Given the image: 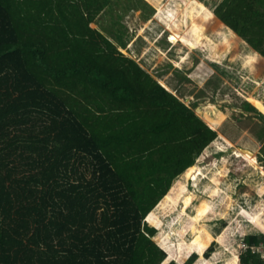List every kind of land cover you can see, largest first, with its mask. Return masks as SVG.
<instances>
[{
	"label": "trees",
	"instance_id": "trees-1",
	"mask_svg": "<svg viewBox=\"0 0 264 264\" xmlns=\"http://www.w3.org/2000/svg\"><path fill=\"white\" fill-rule=\"evenodd\" d=\"M140 1L0 0V264L263 261L250 245L264 243V204L243 208L262 231L244 235L246 249L210 257V242L226 238V229L216 235L203 222L220 173L194 161L218 133L119 49L125 29L114 6ZM200 4L218 40L253 47L247 61L256 73L264 61V0H221L214 12ZM102 12L110 22L92 26ZM174 34L171 42L183 37ZM246 97L264 113L260 98ZM249 101L245 107L255 109ZM182 176L209 180L190 214L196 193ZM181 200L180 236L157 234L160 213Z\"/></svg>",
	"mask_w": 264,
	"mask_h": 264
},
{
	"label": "rangeland",
	"instance_id": "rangeland-1",
	"mask_svg": "<svg viewBox=\"0 0 264 264\" xmlns=\"http://www.w3.org/2000/svg\"><path fill=\"white\" fill-rule=\"evenodd\" d=\"M199 1L213 10L221 0H142L137 7L127 9L125 2H120L114 9L121 15V27L125 29L126 45H119V49L137 59L218 133L197 155L194 163L205 173L211 168L219 169V191L217 195H208L212 211L203 222L216 235L226 229L223 244L216 240L210 242L214 241L210 257L218 250L217 259L220 260L227 247L237 248L238 254L244 250L245 234L262 232L251 226L243 208L264 204V115L260 114L263 113L261 108L246 97L254 95L264 102V61L257 63L256 73H252L247 60L253 47L239 38L236 43L218 40L214 24L206 22L201 14L203 9ZM109 20L110 15L102 12L92 25L102 29ZM175 31L184 37L176 43L170 41L177 39ZM245 101L256 108H246ZM226 108L232 112H227ZM235 148L247 159L236 156ZM241 148L253 150L256 163ZM181 179L186 184V191H195V197L205 196L207 178L194 181L182 176ZM197 197L187 208V214L194 211ZM182 204L183 200L173 209L160 213L161 224L155 225L157 234L165 236V230H172L174 238L180 236L177 229L182 223ZM191 235L189 230L186 231L184 239L189 241Z\"/></svg>",
	"mask_w": 264,
	"mask_h": 264
},
{
	"label": "built area",
	"instance_id": "built-area-1",
	"mask_svg": "<svg viewBox=\"0 0 264 264\" xmlns=\"http://www.w3.org/2000/svg\"><path fill=\"white\" fill-rule=\"evenodd\" d=\"M242 247L244 249H246L248 247V245L246 243H243ZM250 248L252 249V251L256 252L257 254H259V256L263 259V261L260 264H264V243L260 242L258 244H251ZM243 251V250H242ZM240 251L239 254L242 252Z\"/></svg>",
	"mask_w": 264,
	"mask_h": 264
},
{
	"label": "crops",
	"instance_id": "crops-1",
	"mask_svg": "<svg viewBox=\"0 0 264 264\" xmlns=\"http://www.w3.org/2000/svg\"><path fill=\"white\" fill-rule=\"evenodd\" d=\"M91 25H92V23H91ZM93 26V25H92ZM121 50V49H120ZM122 51V50H121ZM123 52V51H122ZM126 54V53H125ZM126 55H128V54H126ZM128 56H130V57H132L131 55H128ZM134 58V57H133ZM135 59V58H134ZM138 63H139V61L137 60V59H135ZM140 64V63H139ZM141 65V64H140ZM144 69H145V67L143 66V65H141ZM145 70H147V69H145ZM148 71V70H147ZM149 72V71H148ZM150 73V72H149Z\"/></svg>",
	"mask_w": 264,
	"mask_h": 264
},
{
	"label": "bare ground",
	"instance_id": "bare-ground-1",
	"mask_svg": "<svg viewBox=\"0 0 264 264\" xmlns=\"http://www.w3.org/2000/svg\"><path fill=\"white\" fill-rule=\"evenodd\" d=\"M242 149V151H244V152H247V151H251L250 149H243V148H241Z\"/></svg>",
	"mask_w": 264,
	"mask_h": 264
},
{
	"label": "water",
	"instance_id": "water-1",
	"mask_svg": "<svg viewBox=\"0 0 264 264\" xmlns=\"http://www.w3.org/2000/svg\"><path fill=\"white\" fill-rule=\"evenodd\" d=\"M243 149H246V148H243Z\"/></svg>",
	"mask_w": 264,
	"mask_h": 264
}]
</instances>
